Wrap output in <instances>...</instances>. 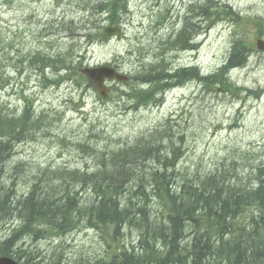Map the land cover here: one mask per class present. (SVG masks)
Masks as SVG:
<instances>
[{
    "label": "rangeland",
    "instance_id": "obj_1",
    "mask_svg": "<svg viewBox=\"0 0 264 264\" xmlns=\"http://www.w3.org/2000/svg\"><path fill=\"white\" fill-rule=\"evenodd\" d=\"M120 1L127 4L126 10L120 7L114 18L123 26L124 36L105 42L101 41L99 34L111 23L105 21L111 20L112 14L105 12L101 15L104 20L95 19L81 7V3L74 6L76 0H0V111L7 116H20L25 107L33 103L37 116L41 110L49 115L46 121L40 116L41 123L36 129L32 128L30 137L26 133L20 136V147L11 152L7 163L1 167V185L22 195L29 188L30 181L48 168L93 172L101 156L132 146L140 137L166 128L174 137L182 135L183 153H188L187 161L194 171L203 175L217 171L234 173L246 167L245 164H251L246 172L238 174L243 182L247 181L248 174L254 173V164L264 166V161L257 159L259 151L258 154L264 155V95L257 92L264 90V51L256 47L259 25L262 26L256 17H264V0H239L242 10L251 16L236 21L230 28L222 23L206 34L198 25L199 29L203 28L206 38L197 52L186 53L179 60L183 65L198 66L205 75L214 73L230 55L235 32L244 37L254 55L244 68L233 71L231 77L243 86L244 91L251 90L253 99L259 97H255L254 109L244 112V122L240 126L235 110L233 119L222 118L223 121L209 110L208 100L212 94L218 95L215 92L218 86L189 84L170 91L153 107H144L146 109L128 102L122 97L123 93L111 92L112 98L105 100L84 86L79 73L82 68L70 64L71 57L87 54L91 65L114 63L125 74L136 75L138 61H159L157 58L164 55L159 50L163 47L161 43L176 26L180 27L185 18L186 9L182 11L174 1ZM165 10L171 12V17L164 24L160 13ZM38 51L50 58H65L71 68L70 80H59L55 71L61 68L58 64L44 67L36 62L32 65L28 57L35 56ZM174 54L167 53L165 60L174 62ZM114 87L115 84H111L112 90ZM155 89L156 85L153 86ZM225 112L228 115L233 110L229 107ZM219 121L222 126L232 124L230 128H240L230 131L224 126L223 131L218 132L214 124ZM45 122L49 123L48 127ZM84 140L90 142L91 148L101 151L78 147ZM247 148L250 151L255 148L258 152L250 153ZM182 158L178 167L185 162ZM77 191L78 199L84 200L81 205L92 203L90 190L79 188ZM152 206L161 207L158 199ZM248 214L253 215L251 210ZM14 229L16 227L11 225L4 227L0 238H7ZM94 235L80 225L77 232L57 241L33 243L31 237L20 240L30 249L41 251L42 257L51 256L53 249L56 252L59 247L57 254L64 252L60 264H75V261H81V253L90 252L91 246H100V240Z\"/></svg>",
    "mask_w": 264,
    "mask_h": 264
},
{
    "label": "trees",
    "instance_id": "obj_2",
    "mask_svg": "<svg viewBox=\"0 0 264 264\" xmlns=\"http://www.w3.org/2000/svg\"><path fill=\"white\" fill-rule=\"evenodd\" d=\"M123 4L125 11L127 4L125 2ZM116 7L115 5L114 8ZM112 21L116 24L114 18ZM180 37L181 35L176 38L169 36L166 42L162 44L161 51L165 53L169 41L170 50ZM28 58L32 65L36 62L44 67H47L48 64L66 65L65 58H50V56L43 55L39 51L35 56ZM249 59L247 46L242 45L239 40L235 41L227 58L229 66H227L226 72L229 74L231 69L244 68ZM218 75L213 74L204 77L205 85L212 86L218 83ZM133 80H135L134 84L129 82L130 94L126 93L128 99L139 104L141 99L144 100L145 97L154 95L153 86L157 83L152 81L148 74L134 75ZM140 82L150 84L149 86L146 85L147 88L142 89L139 88ZM164 87L156 86L155 90L158 91ZM26 112L25 109L20 116H7L0 111V173H2V165L7 163L11 154L10 151L8 155L6 153V142L8 141L5 139L9 135H15L17 139H20L28 122L32 124V128L37 127V124L32 121V116L30 117L29 113ZM26 134L29 136L30 131ZM156 141L157 138L150 139L153 144ZM169 145H173L171 138H168L166 145L156 146L147 161L152 159L160 163L162 160L173 159L174 156L171 149L168 148ZM143 161H146L144 148H137L134 144L101 156V160L99 159L93 172L72 169L56 171L52 173L50 177L53 179H50V182L48 180L47 184H40L37 187H34L37 184L30 185L29 188L33 187V191L31 193L24 192L17 202V209L15 208L13 211L10 206L14 202L11 199L14 190L6 189L0 183V221L10 218L7 217L9 214H15L18 219L23 221L31 220L34 214H37L39 219L34 220V222L47 223L48 226L50 225L51 231H54L53 226H57V229L65 234L79 224L75 225L74 220L68 217L64 227H62L58 221H54V218L57 219L59 214L66 215L72 210V207L78 214V218L87 216L89 218L91 209L89 207L98 201L100 205L95 207L93 212L94 216L101 217V224L117 222L119 215H124L127 217L126 221H131L132 225L140 226L141 236L146 234L153 240V244L166 249L155 254L158 256L155 261L150 258V253H153L152 244L150 253L145 251L142 258H136L128 264H148L147 260L149 264H205L211 257L216 258L219 255L220 259L229 258V264H264V183L254 184L252 189H243L240 175L233 172L224 171L221 173L217 171V173H205L204 180L199 179L197 184H191L188 183L190 181L185 174L183 179L186 183L180 188L186 196L183 202L173 194V184H164L165 181L169 180L167 175H156L148 171L145 169ZM257 178L259 175L254 170L251 179L254 181ZM230 180L233 181L230 182ZM79 188H83L85 191L90 190L93 193L91 195L93 197L92 203L88 206L87 204L81 205L84 200L78 199L79 192L77 190ZM146 194L155 201L158 199L162 214H166L165 209L169 211L167 213L169 221L159 224L160 228L158 229L154 228L151 220L147 217L148 214L145 216V213H148L145 209L148 205L144 206V199L148 202ZM134 202L137 205L140 203L138 207L140 208L139 215H141L137 217L138 219L136 216L132 217V215H136L135 211L130 208L134 206ZM252 205L256 207L257 214L245 219L248 221V226L240 228L238 220L247 217V209ZM8 210L14 213H9ZM65 226L69 227L65 228ZM21 230L14 229L7 240L2 242L0 257L8 254L7 251L10 248L6 243L11 244L12 239L31 237L29 233L38 234L42 232L33 230L32 226L24 227ZM192 235L193 239L190 240L189 237ZM15 254L17 253L15 252ZM122 256L107 264L115 263ZM124 256L126 258V255ZM14 257L17 258L15 255Z\"/></svg>",
    "mask_w": 264,
    "mask_h": 264
},
{
    "label": "bare ground",
    "instance_id": "obj_3",
    "mask_svg": "<svg viewBox=\"0 0 264 264\" xmlns=\"http://www.w3.org/2000/svg\"><path fill=\"white\" fill-rule=\"evenodd\" d=\"M110 0H76L74 2V6H76L78 3H81V7L83 9H87L90 14L92 15L91 17L98 19L100 17V20H104L105 18H102V12L106 5L108 4ZM175 2L177 6H180L182 8V11L184 8L186 9L183 22L180 25V27L176 26L175 29L171 31L170 37L176 38L178 35H181L179 38V41L169 50L170 47V41L168 43V48L165 51L164 55L161 57H158L157 59L159 60L155 62L150 61L145 63V61H138V67L137 69L139 72L136 74L137 76L140 75L141 73L143 74H148L152 81L156 82L157 87H163L159 89L158 91L154 90L155 93L154 95H150L149 97H145V99H141L139 101V104L134 102L131 99H128L126 93L130 94V85L135 83V80L132 81V78H134V75H128L125 74L124 72L121 71L119 68V65H116L114 63H97L91 65L89 62V58L87 54L83 55H77L74 57H71L68 61L70 64L81 67L82 69L79 70L81 80L83 81L84 86H88V88L94 90L97 95L101 99H108L111 97L110 91H108L107 95L104 96L96 87L95 84H98L101 80H104L105 74H107L108 70H113L114 73L118 76H121L125 78V80H118L114 78L115 81V87L111 91L113 92H118V93H124L122 94V97H124L128 102H133L134 105H139L140 108L146 109L144 107H153L156 105L158 100H160L163 96H165L167 93L170 91H173L175 89H180L188 86L189 84H195L197 87L201 84H204V77L206 76H212L218 75V83H215V85L212 86H218L217 90L215 92L217 94H212V98L208 100L209 102V110H211L213 113L217 114L219 117H221V120L223 121L222 118H226L225 120L231 118L233 119V114H235V118L238 120L239 119V126L244 122V112L249 113L254 109L253 103L256 102L255 96L254 99L252 98L253 94L251 93V90H246L244 91L243 86H239L238 82L236 83L232 77L231 74L233 71L238 70V69H231V71L226 72L227 66L229 64L227 63V59L223 62V64L217 69L214 73L211 74H203L202 71L198 66L195 65H183L179 60L182 59V56L185 55L186 53H194L197 52L201 42L206 38V34L209 32L214 31L213 28L221 25L222 23L226 24V26L230 28V25L235 23L237 21L244 18V17H250L247 13H245L244 10H242L239 0H170L169 3ZM72 2V1H71ZM175 6V4H174ZM167 8V7H166ZM144 10V9H141ZM171 17V12L169 13L168 10H165V13H160V19L163 21L165 24L170 20ZM255 17V16H253ZM257 20L262 24V26L259 29L260 35L257 37L256 41V47L259 51H264V17L259 16L256 17ZM236 23V24H237ZM203 27L206 31V34L204 36L203 33V28L199 29V26ZM263 27V28H262ZM263 31V34H261ZM124 36V33L120 34V36L114 35L106 40L105 42H110L114 39H119ZM235 41L239 40L242 45H246L247 48L249 49L248 45L244 41V37H240L237 35V32H235ZM168 37L165 39L163 43L166 42ZM234 41V42H235ZM233 42V43H234ZM233 47V46H232ZM159 50H162V47H159ZM169 50V52H168ZM232 51V49H231ZM173 54L174 55V62H170L168 60H163L165 59L164 56L167 54ZM256 53V52H255ZM178 54V55H177ZM254 52L250 51L249 49V56L250 58L253 57ZM229 57V56H228ZM155 58V57H154ZM164 61L165 63H163ZM69 64V65H70ZM51 65V64H49ZM55 65V64H54ZM69 65H64L61 66V68L56 71V75L59 78V80L62 82L65 80H70V74L71 72L69 71ZM74 70V69H73ZM133 82V83H132ZM82 84V86H83ZM150 83H139V88H147L146 85L149 86ZM104 86L108 89L107 85L104 82ZM120 86V87H119ZM209 86V85H206ZM257 91V90H256ZM258 94L261 96L264 95V90L261 89L260 91H257ZM245 93V94H243ZM222 97H217L221 96ZM217 97V98H216ZM197 98V96H195ZM70 101V100H66ZM137 105V106H138ZM225 107H224V106ZM231 107V110L233 112L231 114L225 115V109ZM139 108V107H138ZM25 109L27 110L26 113H29L30 117L32 116V121L36 124L41 123L40 116H44V120L49 119V115L46 114L44 110H41L39 113V116L36 115V112L33 108V103H29V106H26ZM24 109V111H25ZM235 110V112H234ZM243 112V114H242ZM23 114V113H22ZM242 114V115H241ZM222 121H219L216 125L214 124V128L217 129V131H223L224 126L225 128H230L232 124L229 125H224L222 126ZM46 127L49 126L48 122H45ZM32 124L28 122V124L25 126L24 133L31 131L32 130ZM35 127V126H34ZM37 128V127H35ZM240 127L234 126L230 128V131L236 130ZM177 134V133H176ZM152 138H157V141L155 144L150 142V139ZM168 138H171L173 141V145H169L168 148L171 149L173 153V159L171 160H162L160 163L155 161V160H148L147 158L151 156L153 150L156 148V146H163L167 144ZM178 138V141L176 140ZM5 139V138H4ZM182 135L174 137L168 130L164 129H156L154 132H152L149 135H146L145 137L142 136L140 137L136 142L135 145L137 148H144L145 154H146V161H143L145 169L148 171H151L152 173H155L156 175L160 174H165L167 175V178L169 180L165 181L164 184H173V194L175 197L180 199L181 201L186 198L185 194H183L182 190L180 189L183 184H185V180L183 179L185 174L187 176L188 183L191 184H197L199 182V179L203 180L202 176L204 173L199 172V171H194L193 166H189L188 164V153L185 152L183 153V142H182ZM5 140L6 142V153L7 155L10 152H13L17 150L21 143L22 139L18 138L15 135H9ZM180 142V144H177L176 142ZM184 141V140H183ZM150 142V143H149ZM78 147L83 148L85 150H90L93 152H100L101 150H98L97 148H94L90 146V142H87V140H84L83 142H80ZM248 152H254L257 153L258 150L256 151L255 148L250 151L248 149ZM261 152V151H259ZM258 152V153H259ZM264 152V151H263ZM5 153V154H6ZM257 153V159L264 161V155L262 153L258 154ZM183 155V158H182ZM186 156V158H184ZM188 156V157H187ZM252 157V156H250ZM181 158L185 162H183V165L180 164L178 167L179 163L181 162ZM255 162V161H254ZM247 165L246 167H241L242 169L236 170L234 173L235 174H241L247 171V169L251 166V164H245ZM254 170L255 172L259 175V178L257 180L252 181L251 173L248 174V180L245 182H241L242 185L241 187L244 188H249L252 189L251 187L254 184H263L264 183V166H262L260 163L254 164ZM61 171V169H52L48 168L46 169L41 175L37 176L34 178L32 184H37L34 187L39 186L40 184H47L48 180L50 182L52 176V173L56 171ZM80 170V169H77ZM95 171V170H94ZM84 172V171H83ZM90 173V171H89ZM186 179V180H187ZM259 179V180H258ZM184 180V181H183ZM178 186L176 189L175 187ZM257 187V185H255ZM33 191V187L25 190V193H31ZM14 193V194H13ZM12 193L13 197L11 199L14 200L11 204V210L13 211L15 208L17 209V202L21 198V195H18V192L14 191ZM147 195V194H146ZM148 202L144 199V206L148 205L145 209L148 211V213H145V216L148 214V218L151 220L152 225L154 228L156 227L157 229L160 228L159 224H162L164 222H168V209H165L166 214H162L160 211L162 209L158 208L156 209L155 206L151 205L154 203V199L150 196L147 195ZM140 203H138L139 205ZM100 204H98V201H95L94 205L90 209L89 213V218L88 216L85 218H78L75 212V209L72 207V210L68 212L66 215L59 214L57 219L54 218V221H58V223L64 227L65 225V220L69 217L74 220V224H79L76 226V228H73L71 231L64 232L60 231L57 229V226H53V230H50V225L48 226L47 223L39 222L34 220L39 219V216L37 214H34L33 218L26 219V220H21L18 219L15 214H9L10 218H7L3 221H0V233L2 230H4V227H9L10 225L12 227H16L17 229L21 230L24 227H30L32 226L33 230H40L42 231L41 233L38 234H30L31 239L33 240V243H38L43 240H51V241H57L63 236H66L73 231L77 232V228L80 225H83L89 231H92L95 233V238L99 242V247L91 246V251L90 252H83L81 253V261H75V264H107L111 263L114 261L115 258L120 257L118 260L115 261V263L112 264H128L135 260L136 258H142L143 252L149 251L150 253V246L153 244V240H151L146 234L144 236H141V228L140 226L137 225H132L131 221H126L127 217H124V215H119L117 222H108L106 224H101V217L99 216H94L93 209L95 207H98ZM137 203L134 202V206L130 207L132 208L136 215H132V217L136 216L139 217V210L140 208L138 207ZM92 210V211H91ZM249 210L253 213V215L257 214L256 207L252 205L250 208L247 209V217L246 218H240L238 220V224L240 228H245L248 226V221L245 219H249L251 216H249ZM10 210H8L9 213H14ZM252 215V216H253ZM43 217V216H42ZM244 217V216H243ZM44 218V217H43ZM34 222V223H33ZM90 226V227H88ZM250 226V225H249ZM69 226H65V228H68ZM22 231V230H21ZM2 234V233H1ZM190 240L193 239V235L189 237ZM23 239V238H22ZM4 240H7V238H0V249L2 248V242ZM97 241V242H98ZM6 243V242H5ZM11 244H8V247L10 250L7 251V255H5L6 258H12L14 259L13 261L17 264H60V260L64 258L63 253L57 254V249L59 247H56V252L55 249H53L51 256L49 257H42L40 255H43V253L39 250H33L30 249L29 246H27L25 243H21L20 237L14 238L10 241ZM149 245V246H148ZM161 250H166L164 247L160 245L153 244V253H150V258L153 260H157L158 256H155L157 252H161ZM15 252L17 254H15ZM148 253V255H149ZM14 255L17 258L14 257ZM146 258V257H145ZM47 259L49 261H47ZM183 260V259H180ZM147 263L149 264L148 260ZM177 264V263H175ZM205 264H229V258L220 259V255L216 256V258H212Z\"/></svg>",
    "mask_w": 264,
    "mask_h": 264
},
{
    "label": "water",
    "instance_id": "obj_4",
    "mask_svg": "<svg viewBox=\"0 0 264 264\" xmlns=\"http://www.w3.org/2000/svg\"><path fill=\"white\" fill-rule=\"evenodd\" d=\"M120 34H121V30L118 27L109 26V27H106L104 29L103 34H102V38L108 39V38H110V37H112L114 35L120 36ZM261 49H264V48H261ZM114 78H116L118 80H125V78L116 75L113 70H108L107 74H105V76H104V80H101L98 84H95V87L104 96H106L108 91H109V89H107L104 86V81H105V79H114ZM0 264H17V263H15L13 261V259L3 257V258H0Z\"/></svg>",
    "mask_w": 264,
    "mask_h": 264
}]
</instances>
